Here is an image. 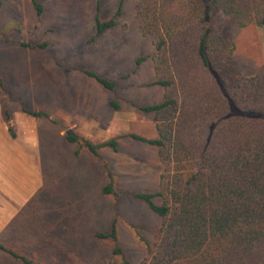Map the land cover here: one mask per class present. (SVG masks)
Here are the masks:
<instances>
[{"label": "trees", "instance_id": "16d2710c", "mask_svg": "<svg viewBox=\"0 0 264 264\" xmlns=\"http://www.w3.org/2000/svg\"><path fill=\"white\" fill-rule=\"evenodd\" d=\"M29 1L34 17L41 21L47 8L41 0ZM124 3L119 0L115 12L103 18L97 0L91 32L82 39L84 45L98 42L118 27ZM4 4L0 0V15ZM218 12L239 27L254 23L264 30V0H139L138 29L151 40L153 51L135 57L132 71L110 73L71 62L60 65L66 74H80L99 88L118 94L123 82L144 62L151 59L154 63L155 76L145 86L161 88L162 99L150 102L116 95L104 103L113 111L128 108L152 115L157 137L127 132L94 142L78 134L65 135L66 143L75 146L76 156L87 152L100 159L103 150L119 151L124 139L158 151L165 166L159 188L132 195L161 219L154 246H147L149 257L141 264H264V70L251 76L234 72L235 44L215 29ZM21 26L15 19L8 20L0 29V42H15L22 49L52 50L46 38L38 42L18 39ZM55 58L59 62L64 56L56 54ZM0 90L9 91L1 74ZM19 110L59 123L44 109L20 104ZM41 139L45 168V139ZM102 193L121 196L110 170ZM31 204L9 225L17 226L16 221ZM93 237L107 247L111 257L130 264L117 217L107 228L97 229ZM56 239L48 230L36 235L33 242H43L46 253L60 249ZM0 251L21 264H48L1 241ZM57 252L66 253V246Z\"/></svg>", "mask_w": 264, "mask_h": 264}, {"label": "rangeland", "instance_id": "374dc122", "mask_svg": "<svg viewBox=\"0 0 264 264\" xmlns=\"http://www.w3.org/2000/svg\"><path fill=\"white\" fill-rule=\"evenodd\" d=\"M41 1L47 8L41 21L34 17L29 0H4L1 8L0 29L8 20L15 19L22 25L18 39L38 42L46 38L53 48L37 51L22 49L15 42H0V74L9 88L7 93L0 90V117L12 137L17 136L16 118L22 122L21 115H25L19 110L20 104L47 110L59 123L33 118L32 126L40 143L42 137L45 139L43 186L30 200V210L16 221L17 226L9 223L0 230V241L48 264H121L93 237L97 229L107 228L117 217L127 259L130 264H141L149 257L147 246H154L161 219L132 195L159 188L165 166L158 151L148 144L124 139L119 151L103 150L100 159L87 152L76 156L75 146L66 143L65 135L78 134L94 142L127 132L157 137L152 115L128 108L113 111L104 103L116 95L150 102L162 99L161 88L145 86L155 76L154 63L151 59L144 62L136 74L123 82L118 94L99 88L80 74H66L60 66L71 62L108 69L110 73L132 71L135 57L153 51L151 40L138 29L139 0H125L118 27L88 46L82 39L91 32L97 0ZM118 2L100 0L101 16L110 17ZM214 25L235 44L236 74L251 76L264 70L261 26L253 23L239 27L221 12L217 13ZM56 54L64 59L58 62ZM109 170L121 192L119 198L102 193ZM48 230L56 236L60 249L45 253L43 242L33 241L36 235ZM65 246L67 252L59 254L57 251ZM0 264L21 263L0 251Z\"/></svg>", "mask_w": 264, "mask_h": 264}, {"label": "crops", "instance_id": "0c3cea01", "mask_svg": "<svg viewBox=\"0 0 264 264\" xmlns=\"http://www.w3.org/2000/svg\"><path fill=\"white\" fill-rule=\"evenodd\" d=\"M22 114V113H21ZM16 118V137L0 117V230L4 229L43 186L41 145L33 117ZM21 123V125H20Z\"/></svg>", "mask_w": 264, "mask_h": 264}]
</instances>
